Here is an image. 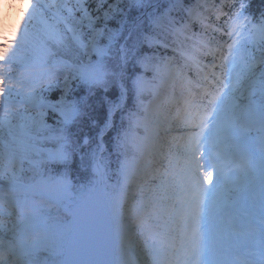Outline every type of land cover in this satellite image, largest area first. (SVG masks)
<instances>
[{
  "label": "snow or ice",
  "instance_id": "obj_1",
  "mask_svg": "<svg viewBox=\"0 0 264 264\" xmlns=\"http://www.w3.org/2000/svg\"><path fill=\"white\" fill-rule=\"evenodd\" d=\"M13 7L18 20L0 14V264H264V13L246 16L244 0L230 12L184 0ZM193 24L226 37L199 40L195 79L157 51L169 47L158 30ZM165 120L186 134L168 161L172 194L129 196L155 182L146 154ZM257 181L260 224L241 226Z\"/></svg>",
  "mask_w": 264,
  "mask_h": 264
},
{
  "label": "trees",
  "instance_id": "obj_2",
  "mask_svg": "<svg viewBox=\"0 0 264 264\" xmlns=\"http://www.w3.org/2000/svg\"><path fill=\"white\" fill-rule=\"evenodd\" d=\"M249 7V12L251 14H256L257 16H261L264 13V0H246ZM185 6H190L192 4L201 3L207 6L215 5L217 8L221 7L222 4L224 6L223 0H184ZM91 7H95L93 3ZM227 9V6H225ZM216 13L215 11H208L205 15L209 16V22L212 23L214 26L223 27L224 16L220 17V20H216ZM18 20V16L16 18ZM180 27V25H177ZM195 34V35H194ZM222 33H213L211 29L208 30L207 33L202 34V29L199 24H193L191 29H185L183 32H177L175 29L164 27L163 30H158V40L169 45V47H160L157 45V51L159 52L161 62L165 59L173 64L175 67H179L182 69L189 78L192 79L193 74H195V68L192 66L191 61L187 59L188 56L193 55L195 53V46H198L199 40H208L211 39L213 35L215 38L218 37ZM216 40H212V43L215 44ZM175 49V51H173ZM210 56L202 57L203 61H207ZM99 97L94 98L98 100ZM101 116L103 115V108L100 109ZM119 114L116 117L117 125H119ZM93 135L95 132L93 131ZM113 132H109L107 136H111ZM106 136V139H107ZM155 177V182H147L144 185V192L141 193L140 191L136 194V197L139 199L140 195L143 194L145 197H168L171 193L170 182L168 184L163 183V181L168 180L164 174H160V172L152 176L148 179L151 181L152 178ZM149 184V185H148ZM162 189L159 190V186L162 185ZM148 187V188H147ZM166 203H170V200H166Z\"/></svg>",
  "mask_w": 264,
  "mask_h": 264
},
{
  "label": "rangeland",
  "instance_id": "obj_3",
  "mask_svg": "<svg viewBox=\"0 0 264 264\" xmlns=\"http://www.w3.org/2000/svg\"><path fill=\"white\" fill-rule=\"evenodd\" d=\"M18 3L19 2H17L16 0H0V14L8 15L10 17V19L14 21V17H15V15L17 13V10H16L15 7H13V4H18ZM169 74H170V77H169L170 81H174L175 73L174 72H170ZM165 92H167V91H165ZM167 109H165V110H167ZM168 128H169L168 127V121L165 120L161 124L160 128L158 129V133H160L161 131L166 132ZM159 142L160 141L158 140L157 145H159V147H157V150L162 152L163 146ZM147 156H146V159H147Z\"/></svg>",
  "mask_w": 264,
  "mask_h": 264
}]
</instances>
